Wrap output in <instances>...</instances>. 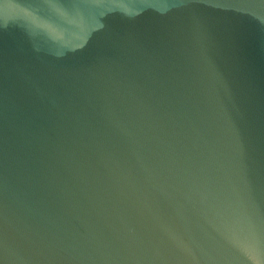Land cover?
<instances>
[{"label":"water","instance_id":"obj_1","mask_svg":"<svg viewBox=\"0 0 264 264\" xmlns=\"http://www.w3.org/2000/svg\"><path fill=\"white\" fill-rule=\"evenodd\" d=\"M0 264H264V0H0Z\"/></svg>","mask_w":264,"mask_h":264}]
</instances>
